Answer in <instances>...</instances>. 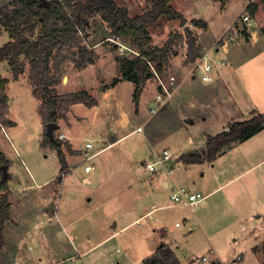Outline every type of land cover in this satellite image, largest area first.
I'll return each mask as SVG.
<instances>
[{"label":"rangeland","instance_id":"1","mask_svg":"<svg viewBox=\"0 0 264 264\" xmlns=\"http://www.w3.org/2000/svg\"><path fill=\"white\" fill-rule=\"evenodd\" d=\"M114 1L117 6L126 8L131 17L143 14L148 5L147 0ZM252 2L259 5L255 16L247 12V7ZM20 5L18 0H0V19L9 16L6 9ZM172 6L186 19V25L183 26L180 20H170L161 29H151L148 47H162L171 33L185 37V30L189 27L198 40L202 56L208 54L218 70L217 81L201 82L200 72L195 70L200 58L193 63H186L188 45L186 41L178 45L171 54L165 71L175 76L179 87L175 97L166 105L167 109L155 115L149 113L154 106L152 89L155 87L156 91L159 88L153 76L148 82L154 85H148L138 104L133 99L136 83L127 82L123 86L118 84L119 95L117 92L116 94L125 108L133 109L135 106L136 115L141 107V115L148 116L143 132L147 134L148 131L150 143L170 132L177 122L171 116L207 118L198 121L195 126H187L178 131L156 148V153L161 154L167 148L171 154L170 161L156 167L157 177L162 172L172 174L174 168L176 176L182 177V169H177L176 164H184L182 160L184 161L185 155L194 151L192 149L195 146L189 143L190 136L195 139L196 144H201L208 136L220 133L226 124L251 119L259 112L264 114V39L249 43V38L242 35L228 40L234 32L235 23L240 24L244 15H250L254 21H258L260 29H264V5L261 0H226L224 6L221 0H174ZM192 20L205 21L208 29L193 26ZM88 22L86 30L80 33L82 43L79 46L86 49L80 51L78 47H62L55 51L50 66L52 78L60 83L53 85L59 95L69 89L77 92L88 90L96 103L95 89L103 92L114 81L122 80L121 59L132 60L137 56L120 51L118 38L99 15L88 19ZM32 24L30 22L26 26L25 34L28 38L37 40L41 34V25L37 24L32 29ZM241 26L249 33L251 30H259V26ZM10 40L8 30L0 24V46ZM131 47L138 52L134 46ZM223 60L227 61L225 67L220 65ZM78 61L84 65L78 67ZM23 63L24 58H21L19 66ZM225 71L230 73L224 75ZM29 75L28 62L24 63L23 71L18 77H14L8 61L0 62L1 78L16 80L10 81L8 86L9 119L15 126L0 124V153L7 161L6 164H0V181L5 179L3 167L6 166V193L11 204L10 218L5 224L6 243L0 252V264H146V260L163 244L175 253L179 264H264V162L258 169L248 171L238 179V183L246 185L247 192H250V188H253L249 184L252 176L260 174V185L252 193L241 195L239 192L240 200L233 206L225 201L220 192L207 199L208 205L203 212L191 214L189 210L181 209L184 206L175 205L171 201L172 191L168 192L161 186L154 192L162 206H165L164 209L148 217H145L146 212L143 211L145 214L138 217L139 222L133 224L137 213H142L141 206L153 203L150 197L141 198V193L153 192L149 189L153 174L144 167L151 161H156L158 155L151 160L152 151L149 149V154L143 152L145 145L141 142L142 136L132 134L123 142L120 141L94 156L92 162L95 169L90 178L95 182L85 184L82 175L89 164L88 157L121 137L122 132L119 128H113L112 124L104 129L100 120L92 121L94 110L77 106L75 114L83 117L84 121L78 116H73L76 117L74 120L68 111L55 123V140H60L59 135H65L64 131H71L75 145L83 149L89 142L85 140L88 136L87 129H92V138H96V132H102L110 142L104 144L95 140L94 149L87 156L86 152L79 149L74 152L71 148L70 151V141L66 136L60 141L61 151L66 155V160L69 155L72 159L70 163L75 161L78 164L72 172L62 171L57 151L52 150L54 155L51 149H41L40 140H44L46 130L39 114L42 103L34 95ZM64 83L67 84L65 89L61 87ZM237 88L240 100L230 95L233 96ZM249 93L251 99L247 97ZM118 123L121 127L125 126L122 121ZM71 124L72 128H69ZM132 129L129 128L128 131ZM188 149L190 151L185 153ZM239 151L245 161L241 165L244 168L236 170L238 172L249 169L252 161H263L264 131ZM70 163L67 161V168ZM210 176H206V179L210 178L209 182L213 183V171ZM46 181L47 185L44 184ZM25 187L29 189H24ZM180 188L195 191L189 186H177L173 192ZM201 191L205 195L204 190ZM2 194L5 192L0 190V203ZM196 216L205 219L206 228L203 225H192ZM65 219L69 220V225L78 227L80 235L87 240L82 248L74 249L68 245L66 234L62 230L64 225H68ZM176 223L182 227L174 229ZM188 223L192 227L191 231L188 230ZM48 231L53 235L57 233L58 237L48 236L51 234ZM115 231L118 234L112 241L92 249L89 247L105 240ZM239 255L243 256V260L236 262Z\"/></svg>","mask_w":264,"mask_h":264},{"label":"trees","instance_id":"2","mask_svg":"<svg viewBox=\"0 0 264 264\" xmlns=\"http://www.w3.org/2000/svg\"><path fill=\"white\" fill-rule=\"evenodd\" d=\"M18 1L21 5L6 9L9 16L0 19V24L8 30L11 37L8 43L0 46V62L8 61L14 77H18L23 71L25 62L30 64L29 79L34 95L42 103L39 114L46 129L41 147L57 151L62 171H66L67 168L66 155L61 151L62 142L52 140L47 135V127L50 123H57L73 105L82 103L89 106L95 104V101L85 91L59 95L53 87L59 81L51 76L50 61L54 58L55 51L62 47L68 49L78 47L80 51L86 49L79 46L82 43L80 33L89 25L88 19L99 15L117 38L138 50L140 55L134 59H121L122 79L136 83L134 93L136 103L141 97L146 81L153 76L150 62L156 64L157 70L163 74L171 54L185 41L188 45L186 63H193L202 56L197 44L198 40L189 27L185 30V37L182 34L171 33L162 47H148L151 41V29H161L164 23L170 20H180L183 26L186 25V19L172 6L174 0H147L146 10L136 17H131L129 11L117 6L114 0H49L50 7L40 6L41 0ZM221 2L224 6L226 0ZM261 3L264 5V0H261ZM258 9L259 5L252 2L248 5L247 12L255 16ZM30 22H33L32 29L37 24L41 25V34L37 40H32L25 34L26 26ZM191 24L204 30L208 29V24L203 20H192ZM262 31L264 33V29ZM246 36L249 37L248 34ZM21 58H24V63L19 66ZM81 63L78 61L77 66L84 65ZM8 82L7 79L0 77V124L12 127L15 123L9 119ZM263 130L264 114L262 113L245 121L233 122L228 130L210 137L202 152H190L182 161L187 164L213 161L227 146L247 140ZM6 163L0 153V164ZM6 176L4 181H0V190L5 192L1 196L0 203V252L5 246V224L10 218L11 210L6 193L8 190ZM146 264H179V260L175 253L163 244L146 260Z\"/></svg>","mask_w":264,"mask_h":264},{"label":"crops","instance_id":"3","mask_svg":"<svg viewBox=\"0 0 264 264\" xmlns=\"http://www.w3.org/2000/svg\"><path fill=\"white\" fill-rule=\"evenodd\" d=\"M254 26H259L257 20H255V25ZM262 30L263 29H260V26H259V30H257V32L256 31L253 32V30H251V32H250L251 36H250V33L248 32V34H249L248 35L249 36L248 37L249 38V43L251 41L253 42V40L259 42L261 39H264V33H263ZM226 73L229 74L230 72H226L225 71L224 75H226ZM151 79H148L146 81V85L143 88V91L141 93V97H142V94L146 92L149 84L151 85V87H152V85H154L152 82H150V83L148 82ZM10 81L16 82V80H13V79L9 80L8 85H7V94H8V89H9L8 86L11 83ZM127 82L128 83H132L131 81H127V80L122 79L120 81L119 80L114 81L112 84H110V87H108V89L103 91V92L96 91V89H95L94 92H97V94H96L97 95V99H96V103L95 104L87 106V105H84L82 103H79V104L73 105L70 108V110H69V114H71L72 118L74 120H76V117H73V116H78V115L75 114V109L77 108V106H82L84 109H92L95 112L94 116H92V121H96V119L100 120V122L103 123V128L104 129H108V126H111V124H112L113 128H115V129L119 128V130H121V132H122L121 135L122 136L119 137L118 139H114L112 142H110L105 137V135L102 132H96L97 135H96V138L94 139V138H92V136L94 135L92 133L93 130L92 129H87L88 131H87L86 134L88 136L85 137V140L89 141V142H92L93 148L92 149H87L86 148V144H85L84 148L80 149L79 146L75 145V138L71 135L72 132L70 131V132L66 133L64 131L65 136H67V140L70 141L69 142L70 143L69 144L70 151H72L71 148L73 149L74 152L79 149V151L82 150L83 152H88V154H89V151L94 149L95 140L97 142L98 141H102V143H104V144H106L109 141L110 143H108L107 146L105 145L101 150H99L97 153L92 155L93 158H94V156L99 154V152H102L103 150L112 147L114 144L119 143L120 141L123 142L124 140H126V138L130 137L132 134H140L142 136V138H143L141 140V142H142L143 145H145V148H143V152L145 154H149V149H150L152 151L151 152V158H152L151 160H154L156 155L160 156V155L163 154V152L165 150L169 151V149L165 148L161 154H160V152L156 153V148L158 146H160L167 138H169L172 135L174 136L178 131L183 130L187 126H195V124H197L198 121H204L205 119H207L206 116L205 117L204 116H171L175 121L177 119V122H175L173 124V126H172L173 128L170 130V132L167 133L166 136L163 135L165 137H163V138L161 137V139L159 138V139H157V141H152V143H150L149 138H148V131H147V134H144V132H143L144 122L146 121L148 116L141 115V114H143V112L141 111V107H140L139 113L134 115L135 114L134 111H135L136 107L134 106L133 109L132 108L126 109L125 105L123 104V102L118 99V96H117V94H118V92H117L118 84L120 83L123 86V84L127 83ZM61 87L63 89H65L67 87V84L64 83V84L61 85ZM154 88L155 87H153V89H152L153 98L155 97V95L158 92V88H157L156 91H155ZM216 89H218V88H216ZM235 90L236 91H234V92L232 91L233 92V96H232V94H230V95H231V97H233L235 99L238 98V100H240L239 89L237 88ZM85 91L88 92V90H85ZM72 92H77V91L69 89L68 92L64 91L63 94L72 93ZM116 92H117V94H116ZM176 93H177V91L175 92V95H176ZM63 94H60V95H63ZM89 95L92 96V94H90V93H89ZM175 95H174V97H175ZM247 97L248 98L251 97L250 93L247 94ZM133 99H134V95H133ZM134 102H133V104H134ZM12 103H13V100H12ZM166 105L159 110V113L163 109L164 110L162 112H164L167 109ZM254 113H255V110H254ZM78 117L82 118L83 121H84L83 117H80V116H78ZM9 118H10V116H9ZM121 121H122V125H125L124 127H121V124L118 123V122H121ZM236 121H238V120H236ZM239 121H241V120H239ZM132 123L134 125H132ZM230 124L231 123L226 124L223 127L222 131L228 130V127H229ZM93 126H95V125L93 124ZM69 128H72V124H71V127H69ZM129 128H133V129L131 131H128ZM263 131H261L258 134L248 138L247 140L239 141V142L237 141L235 143H232L231 145H229L225 149H223L216 156V158L213 161H205L203 163H195V164H193V163L187 164V163H184L183 161L182 162L184 164H182L180 162H177V164H176L177 166L176 167H177V169H180V168L182 169V177L176 176V168H174V167H171L172 169L174 168L172 174L171 173L167 174L166 172L165 173L162 172V174L159 177H157L156 172L152 173L149 170H147L146 167H144L146 171H148V172L153 174V177L151 178L150 185H149V187H150L149 189H152L153 192L151 194H149V193L145 194L144 192H142L141 193V198L145 199L146 197H150V199H152L153 203L151 205H146V203L143 204L144 206H141L142 209H143L142 213H137L138 215L135 216V219H134V221L132 223L134 224V223L139 222L140 218H138V217L143 215V214H145V213H143V211L146 212L145 217H148V216H152V215L158 213L160 210L164 209L165 206H162V203L159 202L158 195L154 192L157 188H159L161 186L168 192L172 191V193L177 188V186H189V188H191V190L192 189L195 190L193 192L201 193L202 195H203V193H202L201 190H204V192H205L204 196H206L207 199L208 198L211 199V197H214L216 194L222 192V196H223V198L225 199V201L227 203H231L232 206L237 204V202L240 200L239 192H240L241 195H243V193L249 194V193H252L254 191V189L256 188L257 185H260V183H259L260 174L252 176V178H251L252 181L249 182V184L251 186H253V188L252 189L250 188V192H247L248 187H246V185H244L242 183H238V179L240 177H242L246 172L251 171V170H255L259 165H261L264 162V160L261 161V162L258 161V163L252 161L251 166L246 171H244V172L236 171L239 168H241V169L244 168V166H241V165L245 161L244 158L242 157V155L240 154L239 149L243 145L248 144L251 140H255L257 137L262 135ZM6 135L9 138V141L12 142L11 137L7 133H6ZM210 137H213V135L208 136L206 138V140L203 141L201 144L200 143L196 144L195 139L190 136L189 137V143L191 145L195 146L192 149V150H194L193 152H202L205 149L206 143H207V141H208V139ZM41 143H42V139L40 140V145H41ZM41 149L44 150V151L47 150V149H43L42 147H41ZM16 151H17V149H16ZM50 151L55 155V153L52 150H50ZM189 151L190 150L188 149V150L185 151V153H187ZM70 160H72V159L68 155L66 161H68V163H70ZM178 161H179V159H178ZM74 162L75 161H71V163L69 165V168L66 169L67 170L66 172H72L73 171V169L78 164V163H74ZM142 165L144 166V163H142ZM179 165H181V166H179ZM217 166H218V168H217ZM26 169H27L28 172L30 171L28 168H26ZM93 171L87 173V172H85V168H84V174L82 175V180H83V182L85 184L91 185V184H93L95 182V181H93L90 178V174ZM212 171H213V176H214V178L212 180L213 183L209 182V179L211 178L210 173ZM231 173H233L232 177H229ZM196 175H198V176L194 180L193 177L196 176ZM30 176H31V179H32V182H33V177H32L31 174H30ZM206 176H210V178L206 179ZM46 183H48V181H46L44 184L47 185ZM42 185H37V186L42 187ZM24 189H29V188L25 187ZM207 205L208 204L206 202V204L199 205L196 208L181 207V209L185 208L186 211L189 210V212H191V214L192 213L196 214L197 212H199V213L203 212L207 208ZM169 207L172 208L171 205H169ZM186 211H185V213H187ZM51 220H52V218L49 219V221H51ZM65 221H67L68 225H64V227H62V230L66 234V238L68 240V242H67L68 245L70 247H74V249L76 247L82 248V244H85V242H87V240H85V238L82 235H80V231L81 230L78 227L69 225V220L65 219ZM177 224L178 223H176V225ZM176 225L174 226V229L182 227L181 225L180 226H176ZM192 225L193 226H201V227L203 225L206 228L205 219L201 218V217H197V216L195 217V222H193ZM191 229H192V227L189 224L188 225V230L191 231ZM5 232L6 231H4V233ZM49 233H51V232H49ZM117 234H118V231H115L114 233L109 234L106 237L105 240L100 241L96 245L89 246L87 244L86 246H89L91 249L95 248V247H97V246H99V245H101V244H103L105 242L112 241L114 238H116L115 236H117ZM51 235H53V233L49 234L48 236H51ZM54 237H58L57 233L53 235V238ZM4 239H5V235H4ZM88 239H90V237ZM91 249H89V250H91ZM52 264H56V263H52Z\"/></svg>","mask_w":264,"mask_h":264},{"label":"built area","instance_id":"4","mask_svg":"<svg viewBox=\"0 0 264 264\" xmlns=\"http://www.w3.org/2000/svg\"><path fill=\"white\" fill-rule=\"evenodd\" d=\"M242 24L248 27L254 26L255 21L253 18L250 17V15H244L243 20L240 22V24L238 22L235 23L234 32L232 33V36H229L228 40L235 39L242 35L246 36L248 34V31L241 26ZM117 43L120 44L119 49L122 53H124V51H127L135 56L140 55L139 52H137L134 48L130 47L126 43L122 42L119 38L117 40ZM149 65L153 74V78L156 80L159 87L158 92L153 99L154 106L150 110V113L152 115H155L171 99H173L179 85L173 74H169L167 71L161 74L157 70L156 64L150 62ZM220 65L221 67H225L227 65V61L223 60L222 62H220ZM195 70H197V72H200V80L203 83H212L216 80L218 69L215 66L214 62H212L211 59L208 58V54L200 57L199 61L195 66ZM65 137L66 136L64 134H60L59 135L60 141L65 139ZM86 148L92 149L93 144L87 143ZM86 155L88 156V152H86ZM92 159H93L92 156L88 157L89 164L85 167V172L87 173L93 171L95 168ZM170 159H171L170 152L168 150H165L162 155L157 156L156 161L146 164L145 167L150 172L155 173L157 166H162L165 162L169 161ZM206 200H207L206 196L202 195L201 193L191 192L186 188L177 189L171 195V201L175 205L184 206L187 208H196L199 205H204L206 204ZM176 226H180V224H177ZM204 260L206 261V259ZM242 260H243V256L239 255L238 258L236 259V262ZM215 264H220V262H216Z\"/></svg>","mask_w":264,"mask_h":264},{"label":"water","instance_id":"5","mask_svg":"<svg viewBox=\"0 0 264 264\" xmlns=\"http://www.w3.org/2000/svg\"><path fill=\"white\" fill-rule=\"evenodd\" d=\"M40 6H45V7H50V3L47 1V0H43L41 3H40ZM8 103H10V101H8ZM57 128V124L55 123H50L47 127V135L50 136V138L52 140H55V136L53 134V130H55ZM6 166L3 167V170H4V174L6 175V171H5V168Z\"/></svg>","mask_w":264,"mask_h":264}]
</instances>
